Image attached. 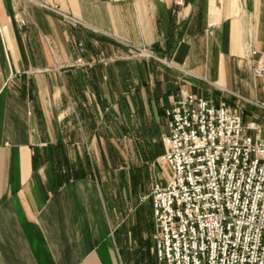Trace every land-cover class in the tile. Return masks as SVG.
Wrapping results in <instances>:
<instances>
[{"label":"crops","instance_id":"obj_1","mask_svg":"<svg viewBox=\"0 0 264 264\" xmlns=\"http://www.w3.org/2000/svg\"><path fill=\"white\" fill-rule=\"evenodd\" d=\"M139 47L192 78L175 93L264 101L246 63L264 58V0H0V264H155L150 199L117 204L108 160L89 159L108 107L164 128L169 72Z\"/></svg>","mask_w":264,"mask_h":264},{"label":"built area","instance_id":"obj_2","mask_svg":"<svg viewBox=\"0 0 264 264\" xmlns=\"http://www.w3.org/2000/svg\"><path fill=\"white\" fill-rule=\"evenodd\" d=\"M136 51L153 57L144 47ZM258 54L252 50L247 62L264 79ZM76 65L86 64L80 58ZM163 113L166 183H155L149 195L155 264H264L262 128L243 123L221 100L182 89Z\"/></svg>","mask_w":264,"mask_h":264},{"label":"rangeland","instance_id":"obj_3","mask_svg":"<svg viewBox=\"0 0 264 264\" xmlns=\"http://www.w3.org/2000/svg\"><path fill=\"white\" fill-rule=\"evenodd\" d=\"M57 13L66 17V14L61 11ZM20 20L23 19L17 18L19 25L23 26L20 24ZM146 50L153 57L147 58L144 53H138L137 51L131 55L132 57L134 56L137 63H147L153 68L167 70L169 72L168 79L170 80L167 88L174 92L172 94L173 96L178 93H175V90L179 86L194 85L191 77H184V82L176 80L175 76L180 68L171 59H165L160 57V55L152 53L148 49ZM246 63L248 65L247 61ZM249 79L253 80L258 78L254 77L251 72ZM195 82L199 84L196 85L198 89L210 88V90H213L212 85L198 81ZM142 86L145 87L147 85L140 84L139 88L142 89ZM227 96L229 97L228 101H225L222 97L220 100L228 108L230 107L231 111L240 114L243 123L254 122L255 125L261 127V136L264 138V107L259 105L260 103L264 104V101L258 102L251 99L245 91H242L239 85L237 89H233ZM108 109L109 114H113V116L111 115L108 118L103 117V119L89 122L92 127L98 126V130L101 133L100 136H103L102 140H98V144L100 146L104 144L103 151L98 150L92 152L89 150V159L92 161H97L98 159L108 160L109 167H105V173L109 174L113 180L112 187L116 195L114 196V201L117 204L130 205L136 204L135 202L139 200L144 201L145 199H150L149 195L153 185L155 183H161L163 185L166 183V167L159 161V156L163 152V145L160 142V136L164 132L163 119L159 115L157 119L158 123L154 125L148 109H144L147 114L142 116V118L145 119L149 129L140 132L135 126L138 118H127V116H122V114L119 117L113 112L114 105L111 108L108 107ZM130 190L136 191L130 192Z\"/></svg>","mask_w":264,"mask_h":264}]
</instances>
